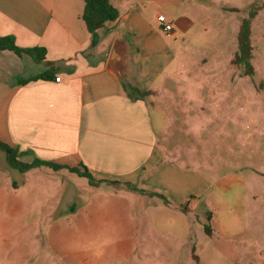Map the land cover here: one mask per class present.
I'll return each instance as SVG.
<instances>
[{
    "label": "rangeland",
    "instance_id": "rangeland-1",
    "mask_svg": "<svg viewBox=\"0 0 264 264\" xmlns=\"http://www.w3.org/2000/svg\"><path fill=\"white\" fill-rule=\"evenodd\" d=\"M248 4L258 11L251 19L253 75L232 63L236 19L226 12L200 15L204 33L174 42L175 76L149 107L159 138L176 155L158 172L166 187H152L163 198L146 190L122 196L120 185L105 183L96 191L67 165L20 172L0 150V264H192L193 243L211 260L204 264H231L232 228L241 234L264 226V214H247L264 202V0ZM237 178L256 195L244 202L243 218L232 217V197L247 187ZM186 204L187 213L180 210Z\"/></svg>",
    "mask_w": 264,
    "mask_h": 264
},
{
    "label": "crops",
    "instance_id": "crops-1",
    "mask_svg": "<svg viewBox=\"0 0 264 264\" xmlns=\"http://www.w3.org/2000/svg\"><path fill=\"white\" fill-rule=\"evenodd\" d=\"M217 1L110 0L119 16L99 30V42L91 47L82 19L84 0H0V37L11 35L19 47L45 49L42 62L25 53L0 49V139L17 148L24 161L38 158L81 170L85 166L96 179L118 181L119 195L140 196L139 191L146 190L164 196L162 189L152 187H157L154 182L166 187L158 172L167 169L169 165L164 163L172 162L176 155L159 138L149 107L175 76L178 36L204 33L198 23L200 15L220 18L226 12L236 19L238 33L241 18L250 10L248 0ZM159 14L172 23L170 32L159 27ZM118 36L127 38L130 46V66L124 78L106 68ZM48 61L55 67L50 78L16 82L19 77L48 70ZM56 76L61 79L56 81ZM128 83L151 94H130ZM235 183H247L232 197V217L243 218L244 202L249 205L256 195L250 191V182L237 178ZM90 186L96 191L101 188ZM256 207L247 214L259 219L264 202ZM119 221L126 224L124 219ZM252 226L241 234L239 227L232 228L236 237L226 261L264 264V226ZM188 252L192 264L210 260L196 253L194 243L189 244Z\"/></svg>",
    "mask_w": 264,
    "mask_h": 264
},
{
    "label": "trees",
    "instance_id": "trees-1",
    "mask_svg": "<svg viewBox=\"0 0 264 264\" xmlns=\"http://www.w3.org/2000/svg\"><path fill=\"white\" fill-rule=\"evenodd\" d=\"M236 10V9H232ZM257 13V9H250L248 13L241 18L239 29L237 33V50L233 55L232 63L239 66L242 69L243 74L253 75L254 67L252 64V43H251V19ZM119 16L118 9L110 2V0H84V9L82 12V19L85 22L86 28L91 37V47L96 46L99 42V30L102 29L108 21H113ZM0 49H9L18 55L23 53L29 55L35 62H42L45 58V49L42 47H19L14 43V37L11 35L0 37ZM49 69L38 73L30 77H19L16 79L18 84L26 83L30 80L36 79H48L50 78L55 70L54 62H47ZM126 88L130 94H136L139 97H146L151 94L150 90H141L137 86L126 84ZM0 150L5 153V158L7 164L17 169L20 172H25L29 169L49 166L58 170L65 165L55 164L49 161L41 160L38 158H33L31 161H24L20 158V153L16 148H12L8 144L0 140ZM67 167V166H66ZM71 171L77 172L79 175L85 176L91 185H100L105 183L112 185H120L118 181H108L104 179H96L93 175L86 169L85 166L82 170L75 169L74 167H68ZM264 175V173H261ZM133 189V188H132ZM135 190V189H134ZM163 198L162 195H159ZM165 203H168L165 200ZM180 210L187 213L189 211L188 204L184 207H180ZM211 219L210 212L207 214V220ZM204 231L207 235H211L212 228L209 224H204Z\"/></svg>",
    "mask_w": 264,
    "mask_h": 264
},
{
    "label": "water",
    "instance_id": "water-1",
    "mask_svg": "<svg viewBox=\"0 0 264 264\" xmlns=\"http://www.w3.org/2000/svg\"><path fill=\"white\" fill-rule=\"evenodd\" d=\"M130 46L127 38L114 39L108 56L106 68L117 77L124 78L129 71Z\"/></svg>",
    "mask_w": 264,
    "mask_h": 264
},
{
    "label": "built area",
    "instance_id": "built-area-1",
    "mask_svg": "<svg viewBox=\"0 0 264 264\" xmlns=\"http://www.w3.org/2000/svg\"><path fill=\"white\" fill-rule=\"evenodd\" d=\"M157 22H158L159 27L165 32H170L173 29L172 23L168 21L165 15L163 14H159L157 16ZM60 79H61L60 76L55 77L56 81H59Z\"/></svg>",
    "mask_w": 264,
    "mask_h": 264
}]
</instances>
